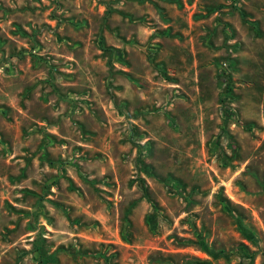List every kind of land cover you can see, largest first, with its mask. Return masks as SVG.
<instances>
[{
	"label": "rangeland",
	"instance_id": "obj_1",
	"mask_svg": "<svg viewBox=\"0 0 264 264\" xmlns=\"http://www.w3.org/2000/svg\"><path fill=\"white\" fill-rule=\"evenodd\" d=\"M0 264H264V0H0Z\"/></svg>",
	"mask_w": 264,
	"mask_h": 264
}]
</instances>
